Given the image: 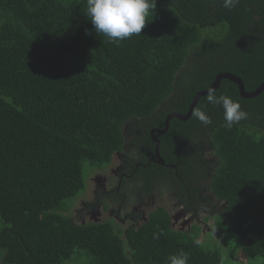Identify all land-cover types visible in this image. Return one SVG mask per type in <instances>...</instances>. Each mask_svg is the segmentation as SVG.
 I'll return each mask as SVG.
<instances>
[{"label":"trees","instance_id":"16d2710c","mask_svg":"<svg viewBox=\"0 0 264 264\" xmlns=\"http://www.w3.org/2000/svg\"><path fill=\"white\" fill-rule=\"evenodd\" d=\"M86 6L0 0V264H69L77 252L85 264H167L180 249L189 264H226L195 231L173 229L164 207L126 233L67 213L86 187V167L109 164L127 127H165L201 93L195 108L212 124L191 116L170 125L182 142L206 140L217 158L211 190L223 201V239L264 264V90L246 98L221 80L217 95L248 113L230 130L205 94L222 73L239 76L248 92L264 82V0H239L231 11L221 0H157L142 33L119 44L95 32Z\"/></svg>","mask_w":264,"mask_h":264},{"label":"flooded vegetation","instance_id":"af4514ba","mask_svg":"<svg viewBox=\"0 0 264 264\" xmlns=\"http://www.w3.org/2000/svg\"><path fill=\"white\" fill-rule=\"evenodd\" d=\"M188 113L189 110L184 116ZM174 114L180 113L171 112L167 116ZM163 129L165 127H148L137 130L136 134L132 128L124 130V149L117 151L109 164L90 167L86 173V181L93 187L90 190L87 183L81 197L93 192V198L83 202L82 208L77 210V217L89 215L93 223L110 222L126 233L130 228L139 229L147 223L156 208H165L160 203H170L176 210L175 215L166 209L171 227L175 229L181 220L176 230L189 235L195 231L200 240L204 230L198 219L200 214L205 215L207 224L208 220L216 219L223 205L211 190L217 158L204 138L193 143L182 142L174 127L169 125L163 133L156 131ZM153 131L159 143V153ZM177 147L179 149H175ZM181 150L185 151V159L179 158ZM172 153L176 154L172 156ZM116 158L118 161L113 167ZM93 171L100 173L93 178ZM210 232L216 235L213 230Z\"/></svg>","mask_w":264,"mask_h":264},{"label":"clouds","instance_id":"9594fccd","mask_svg":"<svg viewBox=\"0 0 264 264\" xmlns=\"http://www.w3.org/2000/svg\"><path fill=\"white\" fill-rule=\"evenodd\" d=\"M225 9L233 10L239 0H221ZM157 7V0H87L85 15L93 25L97 34L107 37L111 42L119 44L121 41L142 33L148 23V16ZM207 102L223 108L224 127L231 129L240 121L247 119V110L240 101L222 93L217 95L214 89H209ZM192 116L201 124H212V118L201 107H196ZM160 233L154 232L153 238L159 239ZM190 256L183 249L170 253L167 264H189Z\"/></svg>","mask_w":264,"mask_h":264},{"label":"rangeland","instance_id":"374dc122","mask_svg":"<svg viewBox=\"0 0 264 264\" xmlns=\"http://www.w3.org/2000/svg\"><path fill=\"white\" fill-rule=\"evenodd\" d=\"M118 158L113 160V167L117 164ZM90 167H86L85 174L88 173ZM100 172L93 171L91 177H96L97 174ZM90 177V178H91ZM87 180V178H86ZM90 181V180H88ZM90 185V190L92 189V184L90 182L86 181V184ZM95 184V182H93ZM85 194V192H81L78 196L73 205L69 208V211L67 212L68 215L73 217L75 221L79 224H88V223H93V220H90L89 215H84L83 217H77L78 212L77 210L82 208L83 202L84 201H89L93 198V192H87V197H81ZM80 197V198H78ZM82 200V201H81ZM162 206H165V208L171 213L175 214L176 210L175 208L172 207L170 203H160ZM176 215V214H175ZM191 215V214H190ZM205 215L200 214V217L198 218L201 223L202 227L204 230H202V237L200 238L201 242H205L209 245L210 248H219L222 251L223 258L226 262V264H250V263H260L263 261L262 257H257L255 259L248 258L240 248H238L234 241L229 240V239H223V230L220 227V223L218 222V217L216 219H210L207 221V224H205L204 221ZM197 220V219H196ZM194 220V222L196 221ZM181 220H178V225L175 227L178 228L180 227ZM2 225V221L0 219V226ZM175 228V229H176ZM123 232L122 229H119ZM214 232V234L218 235L219 237H216V235H213L210 231ZM2 251L0 250V261H1V256H2ZM77 257L76 261L69 263V264H85L87 261L86 256L83 254V252H77L75 254Z\"/></svg>","mask_w":264,"mask_h":264},{"label":"water","instance_id":"95a60500","mask_svg":"<svg viewBox=\"0 0 264 264\" xmlns=\"http://www.w3.org/2000/svg\"><path fill=\"white\" fill-rule=\"evenodd\" d=\"M223 78H227V79L231 80L232 82H234L238 86L239 92H240V94H241L242 97H246V98L255 97V96L259 95L264 90V82H263L258 87V89L256 91H254V92H248L246 90V88H245V84H244L243 80L239 76L234 75L232 73H222V74L218 75L215 83L211 86V89L216 90L219 87L220 82H221V80ZM208 90L205 92V94L208 93ZM202 94H204V93L198 94L195 97L193 103L191 104V106L189 108V113L186 116H184L182 114H174L172 116H169L166 119L165 129H163L162 131H159V130H156V131H158L160 133L165 132L168 129L169 125H170V119L172 117H174V116L177 117V118H179L180 120H186V119H188L191 116V114H192L195 106L197 105V103H198V101H199V99H200V97H201ZM154 132L155 131L152 132L153 137L155 136ZM154 140L158 143V140L155 137H154ZM158 150H159V143L157 144V153H159Z\"/></svg>","mask_w":264,"mask_h":264},{"label":"bare ground","instance_id":"6f19581e","mask_svg":"<svg viewBox=\"0 0 264 264\" xmlns=\"http://www.w3.org/2000/svg\"><path fill=\"white\" fill-rule=\"evenodd\" d=\"M166 209V208H165Z\"/></svg>","mask_w":264,"mask_h":264}]
</instances>
